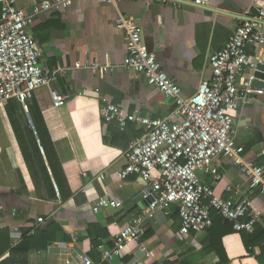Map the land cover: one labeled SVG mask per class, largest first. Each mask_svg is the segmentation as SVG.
Segmentation results:
<instances>
[{
	"label": "crops",
	"instance_id": "1",
	"mask_svg": "<svg viewBox=\"0 0 264 264\" xmlns=\"http://www.w3.org/2000/svg\"><path fill=\"white\" fill-rule=\"evenodd\" d=\"M7 1L29 13L42 0ZM205 2L198 7L193 0L184 4L121 0L116 5L72 0L65 10L35 18L29 34L36 42L40 65L53 72L56 80L49 88L33 92L27 110L16 98L0 108V127L7 142V165L0 175V229H8L10 243L0 261L65 264L77 254H85L94 264H177L200 251L206 233L180 240L181 222L176 206H171L167 215L158 212L146 221L147 234L141 242L148 257L139 255L131 244L120 258L101 261L99 248L111 246L114 236L141 216L148 198L147 186L137 175L124 180L118 176L125 164V151L143 129L128 123L121 130L116 119L106 124L100 109L111 104L141 117L179 120L173 114L172 101L142 75L121 67L126 40L115 21L119 14L136 19L141 45L155 56L161 70L180 88L181 96L189 98L200 82L212 77L209 57L224 48L242 19L255 15L259 0ZM262 50L248 48L247 54L251 59L257 57L258 62ZM85 59L115 68L107 73L74 68ZM250 75L252 72L246 70L238 79L240 89L247 87ZM50 88L68 96L61 107L52 106ZM232 126L236 144L244 148L242 158L264 165V94L240 105L232 113ZM212 169L215 175L210 173ZM197 176L211 188L213 196L234 203L247 197L264 215V193L249 190L246 178L230 158H215L209 167L198 169ZM100 198L116 200V208L93 214L91 207ZM39 217L43 223L36 222ZM48 226L59 231L45 248H37L44 243L40 239H25ZM71 235L76 238L75 245ZM56 243H65L67 248H57ZM222 245L228 264H239L246 258L253 264H264V242L246 251L240 236L234 234L224 236ZM218 263L216 256L207 255L197 264Z\"/></svg>",
	"mask_w": 264,
	"mask_h": 264
},
{
	"label": "built area",
	"instance_id": "2",
	"mask_svg": "<svg viewBox=\"0 0 264 264\" xmlns=\"http://www.w3.org/2000/svg\"><path fill=\"white\" fill-rule=\"evenodd\" d=\"M72 0H42L29 13L16 9L7 0H0V108L16 98L27 110V101L41 87H50L56 76L39 63L36 42L28 29L35 18L69 7ZM116 5L121 0H101ZM205 6V0H193ZM241 20L224 48L208 59L212 71L209 81L200 82L195 94L189 98L181 96V90L160 68L155 56L141 45V28L133 17L118 15L115 27L126 40V55L121 67L142 75L146 82L156 88L174 104L173 114L178 121L141 117L123 106L101 107L104 123L119 122L124 130L128 123L143 129L142 135L133 140L123 157L124 167L118 173L121 179L135 174L146 184L148 205L134 223L125 225L114 236L111 246L99 248L101 261L120 258L126 248L133 244L139 255L148 257V249L141 242L147 231L146 221L154 219L160 212L167 215L171 206H176L180 217L178 238L190 239L191 235L204 234L212 227L211 212L232 224L236 233H252L255 228L264 229V215L253 207L251 200L243 197L238 202L213 196L209 186L197 176V170L207 168L218 157L230 158L246 178L250 191L264 193V165H257L242 158L244 148L235 142L232 113L242 104L264 94L263 89L253 88L250 75L244 89L238 87V79L246 70L252 71L256 64L247 54L264 46V0H259L255 15ZM257 56V55H256ZM75 69L111 72L115 65L100 64L96 59L74 64ZM54 108L61 107L68 96L50 88ZM215 175L216 170H210ZM218 178V177H216ZM228 191L230 189L228 188ZM116 200L100 198L91 207L93 214L101 209L116 208ZM37 218V223H43ZM72 244L76 238L70 236ZM72 244H70L72 246ZM66 249L65 243H56ZM65 264H94L85 254H77ZM239 264H253L241 260Z\"/></svg>",
	"mask_w": 264,
	"mask_h": 264
},
{
	"label": "trees",
	"instance_id": "3",
	"mask_svg": "<svg viewBox=\"0 0 264 264\" xmlns=\"http://www.w3.org/2000/svg\"><path fill=\"white\" fill-rule=\"evenodd\" d=\"M29 100L27 101V104ZM177 215L179 217L178 212ZM211 218H212V227L205 232L206 234L202 241L200 251L196 252V254L195 253L189 254V257L182 259L177 264H197L198 259L207 255L216 256L219 259L218 264H228L229 260L226 256L225 249L222 245V238L224 236L238 234L246 251L249 250L251 247L261 246L264 242V230L261 227L255 228V230L252 233H247V232L236 233L233 231L231 223L224 221L222 218L217 216L213 211L211 212ZM57 231H59V229L56 226H54L53 228H50L48 226L46 228V231L40 228L35 232V235L32 236V238L26 236L25 239H28L30 241L33 240L36 241L40 239L41 241H44V243L41 246L37 247L43 249L45 248L48 242L53 241L54 233H56ZM8 234L9 233L7 228L0 229V258L3 257L4 254L9 250L10 243L8 240V236H9ZM146 234L147 232L141 238V240L145 238ZM262 256L263 254L261 253L260 257ZM0 264H7V261L4 260L0 261ZM155 264H170V263L168 261H164V263L156 262Z\"/></svg>",
	"mask_w": 264,
	"mask_h": 264
},
{
	"label": "water",
	"instance_id": "4",
	"mask_svg": "<svg viewBox=\"0 0 264 264\" xmlns=\"http://www.w3.org/2000/svg\"><path fill=\"white\" fill-rule=\"evenodd\" d=\"M165 1L177 2V3H181V4H184V2H185V0H165ZM198 7H200V6H198ZM229 15H232V14H229ZM246 19L249 20L250 18H244L242 20H246ZM251 72H252V76H253L251 86L253 88L264 90V46H263V50L261 53L260 60L258 62H256L254 69ZM58 83L62 84V80H58ZM170 101H172V99H170Z\"/></svg>",
	"mask_w": 264,
	"mask_h": 264
},
{
	"label": "rangeland",
	"instance_id": "5",
	"mask_svg": "<svg viewBox=\"0 0 264 264\" xmlns=\"http://www.w3.org/2000/svg\"><path fill=\"white\" fill-rule=\"evenodd\" d=\"M7 108H4V112L3 114H5V118H7ZM8 111L10 112V110L8 109ZM7 142L5 141V137L2 133L1 127H0V175L3 174V172L5 171L6 165H7V160L4 154V151L6 149ZM1 177V176H0Z\"/></svg>",
	"mask_w": 264,
	"mask_h": 264
}]
</instances>
